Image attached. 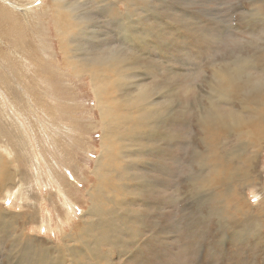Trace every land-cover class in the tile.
<instances>
[{
	"label": "rangeland",
	"instance_id": "obj_1",
	"mask_svg": "<svg viewBox=\"0 0 264 264\" xmlns=\"http://www.w3.org/2000/svg\"><path fill=\"white\" fill-rule=\"evenodd\" d=\"M93 53L118 62L98 81L123 135L101 188ZM226 68L221 99L210 82ZM254 105L263 115L264 0H0V264H264Z\"/></svg>",
	"mask_w": 264,
	"mask_h": 264
},
{
	"label": "bare ground",
	"instance_id": "obj_2",
	"mask_svg": "<svg viewBox=\"0 0 264 264\" xmlns=\"http://www.w3.org/2000/svg\"><path fill=\"white\" fill-rule=\"evenodd\" d=\"M65 4V3H64ZM55 5V4H54ZM73 9V8H72ZM56 10H57V8H56ZM60 10H67V6L66 5H63L62 7H61V9ZM71 9H69V11H70ZM59 11V10H58ZM58 11L56 12V14L54 13V15H55V17H56V22H57V25H59L60 23L62 24V25H64V23H66L65 21H63V19L61 20L60 18L62 17V12H59L58 13ZM65 12H63V14H64ZM116 16H118V15H116ZM81 17H82V15H81ZM80 17V18H81ZM65 18V17H64ZM72 18V17H71ZM74 18V20L76 19L75 17H73ZM118 18V17H117ZM66 19V18H65ZM80 20V19H79ZM118 20H119V18H118ZM120 20H121V18H120ZM121 22V21H120ZM125 22V21H124ZM67 25V24H66ZM68 26H70V24L68 25ZM71 27V26H70ZM74 28V27H73ZM121 28V27H120ZM123 28V27H122ZM60 29H62V28H60ZM140 30V29H139ZM68 31V32H67ZM82 32L84 33V30H82ZM74 33V32H73ZM72 33V34H73ZM86 33V32H85ZM84 33V34H85ZM61 35H66V37H69V35H70V33H69V30L68 29H62L61 31H59V37L61 36ZM76 35H78V34H76ZM127 38V37H126ZM67 39V38H66ZM72 39V38H71ZM141 39V38H140ZM61 40H62V42H65V40H64V38L63 37H61ZM41 41V40H40ZM81 41V40H80ZM73 44H75V43H73ZM81 45V44H80ZM67 46H69V45H67ZM78 46V45H77ZM70 47V46H69ZM83 47V46H82ZM37 48H39L41 51L42 50H44V48H43V46L42 47H40L39 45L37 46ZM85 48H87V47H85ZM84 48V51L86 50ZM111 48V47H110ZM79 49V48H78ZM89 49V48H88ZM71 51V50H70ZM78 51V50H77ZM116 51H118V50H116ZM112 53H113V51H111ZM130 52V51H129ZM85 53V52H84ZM111 53V54H112ZM78 54V53H77ZM88 54V53H87ZM79 56H83V54L82 53H80V54H78ZM132 55V54H131ZM74 56V55H73ZM86 56V55H85ZM112 56H114V55H112ZM117 56V55H116ZM116 56H114L115 58H116ZM70 58V57H69ZM86 58H87V56H86ZM85 58V59H86ZM83 59V58H82ZM37 61V60H36ZM84 61L85 60H83V65L84 66H86V65H89L88 67L86 66V69H87V73H89V76H90V79H91V83H92V87L94 88V93H95V95H96V98H97V105H98V108H99V110H100V112H101V124H102V126H103V129H102V132H103V141H102V144H101V146L103 147L102 149H101V155H100V157H99V160H98V163L96 164V169H97V171H98V173L100 174L99 175V177H96L97 178V180H98V185H97V187L98 188H101L102 187V184H104V183H110V180L107 178V175H106V172L107 171H102L99 167H101L102 169H104V170H106V163H104V161L102 160V158H106V159H109L110 158V163L109 164H113V165H116V162H118L119 161V159L116 157V156H114V151H116L117 149H115V148H113V147H111L110 146V144L112 143V140L113 139H121L120 138V135H122V134H118V135H115L114 134V132H117L118 133V129H119V127L120 126H122V122L121 121H119V119L120 118H117V116L115 115L116 114V112H117V110L116 109H114L113 108V106H110L109 104H108V102H111L112 103V101H110V99H108L105 95H107V91L110 89V87H109V82H111V80L109 81V82H101V81H98V77H99V75H101V76H107L108 75V70H107V68H105V67H99L100 65H101V63H104V65L105 66H109L110 65V67H113V66H117L118 65V62L114 59V58H111V57H109V56H106V55H96V54H94L93 53V55H92V57L89 59V60H87V61H85V62H88V63H84ZM126 61V60H125ZM33 62V61H32ZM35 62V61H34ZM38 62V61H37ZM51 64V63H50ZM81 64H79V66H80ZM43 66V65H42ZM54 66V65H53ZM130 66V65H129ZM127 67V66H126ZM215 70V69H214ZM226 70L227 71H225V70H223L222 71V69L220 70H216V71H214V72H212L213 73V78H212V82H210L211 84H213V85H217V86H219L220 87V90H219V93L218 94H220L221 96H220V98L221 99H229L230 97H231V95L232 94H234V92H233V84H234V78H231L232 76L231 75H229V74H227V72H228V70H230L229 68L227 69L226 68ZM118 73V71H116V74ZM131 73V72H130ZM225 73V74H224ZM122 75V73L121 74H119V75H117V77H120ZM115 76V75H114ZM128 78V77H127ZM123 80V79H122ZM114 85L116 86H114V88H117V89H119V90H123L122 89V86H125L126 84H127V82H123V83H121L120 82V84H117L118 83V81H119V79H114ZM211 81V80H210ZM226 82L228 83V84H226ZM229 87H228V86ZM114 88H112V90L114 89ZM116 89V90H117ZM127 90V89H126ZM145 95H147V94H144V96H143V99L145 100ZM260 98V97H259ZM143 99H142V96L139 94V95H137V101H136V104H137V106H140V105H143L144 103H143ZM115 100V99H114ZM134 104H135V100H131ZM263 100L261 99V102H262ZM150 102V101H149ZM154 102V101H153ZM250 103H244V106H247V105H249ZM150 106V105H149ZM123 107V106H122ZM121 107V108H122ZM257 109H258V106H256V105H254V107L251 109V110H249L250 112H253L254 114L252 115V117H250L249 119H250V121L252 122V123H255L256 124V122L257 121H260V120H264V114L263 115H261L258 111H257ZM116 111V112H115ZM132 111V110H131ZM140 111V110H139ZM148 111V109H146V111L145 112H147ZM142 112V111H141ZM150 112H152V111H150ZM149 112V113H150ZM213 112V111H212ZM243 112H245V111H243ZM132 113V112H131ZM130 113V114H131ZM148 113V114H149ZM151 114V113H150ZM243 114V113H242ZM249 114V113H248ZM252 114V113H251ZM119 115V114H118ZM146 115V114H145ZM247 115V114H246ZM210 116H211V114H210ZM233 116H234V113L233 114H231V115H229V120H227V119H224L222 116H220V115H214L213 117H212V119L206 124V127H208V129H211V128H213V127H223L224 126V124L227 126H233L234 124H235V121H237V122H240V120L239 119H237V118H233ZM241 117V116H240ZM129 119V118H128ZM145 120V119H144ZM143 120V121H144ZM235 120V121H234ZM243 120V119H242ZM243 122H244V120H243ZM247 122V121H246ZM148 123V122H147ZM205 123V122H204ZM146 124V123H145ZM260 124V123H259ZM142 125V124H141ZM252 125V124H251ZM255 126V125H254ZM202 128V127H201ZM255 128H257V127H255ZM256 130V129H255ZM133 131H136L137 133H139L140 132V130L139 129H137L136 128V130H133ZM211 132V131H210ZM127 134V133H126ZM131 135L133 136V135H135L134 133H131ZM123 136V135H122ZM127 136V135H126ZM137 136V135H136ZM208 136V135H207ZM132 139V138H131ZM136 139V138H135ZM114 144V143H113ZM142 144V143H141ZM125 147H127V146H131V147H134V146H139V144L137 143V144H133V143H131V144H129V143H125V144H123ZM125 147H121V150H122V148H125ZM109 148H113V149H110L109 150ZM219 151V150H218ZM214 154V153H213ZM126 156V151H122V157H125ZM126 157H128V156H126ZM202 159V158H201ZM205 159H208V158H205ZM227 161V160H226ZM225 161V162H226ZM202 163V162H201ZM205 163V162H204ZM216 163V162H215ZM218 163V162H217ZM108 164V165H109ZM144 164V163H143ZM232 164V163H231ZM107 165V166H108ZM112 165V166H113ZM209 165V164H208ZM221 165V164H220ZM203 166H205V165H203ZM226 166V165H225ZM109 167V166H108ZM220 167V166H219ZM54 168V167H53ZM53 168H51V169H53ZM205 168V167H204ZM214 168H216V167H214ZM218 168V167H217ZM3 169V168H2ZM220 170V169H219ZM223 169H221V171H222ZM213 171V170H212ZM215 171V170H214ZM216 171H218V169L216 170ZM14 172V171H13ZM59 172V171H58ZM95 172V171H94ZM223 172V171H222ZM215 173V172H214ZM224 173V172H223ZM222 173V174H223ZM7 174V173H6ZM12 174V173H11ZM56 174H57V172H56ZM102 174V175H101ZM58 175V174H57ZM221 174H219V176H220ZM234 175V174H233ZM3 176V175H2ZM11 176V175H10ZM14 176H15V174H14ZM234 176H236V175H234ZM108 177H109V175H108ZM59 178V180H60V176L58 177ZM109 178H111V177H109ZM216 178V177H215ZM220 178V177H219ZM227 178V177H226ZM213 179H214V177H213ZM222 180V179H221ZM224 180V179H223ZM213 181V180H212ZM235 181V180H234ZM59 182V181H58ZM241 183V182H240ZM228 185V184H227ZM225 187V186H224ZM3 190V189H2ZM229 190V189H228ZM229 192V191H228ZM20 193V192H19ZM92 195H93V198H94V200H92V202H97V201H100L101 199H102V196L101 195H99L98 193H92ZM108 199H109V197H108ZM111 240V239H110Z\"/></svg>",
	"mask_w": 264,
	"mask_h": 264
}]
</instances>
